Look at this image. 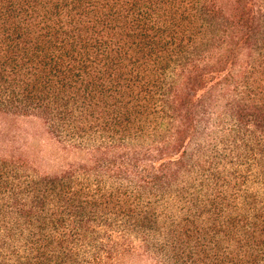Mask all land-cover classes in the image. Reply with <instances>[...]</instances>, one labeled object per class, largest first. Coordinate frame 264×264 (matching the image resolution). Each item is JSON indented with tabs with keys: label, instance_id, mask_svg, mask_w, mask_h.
Returning <instances> with one entry per match:
<instances>
[{
	"label": "trees",
	"instance_id": "obj_1",
	"mask_svg": "<svg viewBox=\"0 0 264 264\" xmlns=\"http://www.w3.org/2000/svg\"><path fill=\"white\" fill-rule=\"evenodd\" d=\"M0 118L84 158H0V264H264V0H0Z\"/></svg>",
	"mask_w": 264,
	"mask_h": 264
},
{
	"label": "rangeland",
	"instance_id": "obj_2",
	"mask_svg": "<svg viewBox=\"0 0 264 264\" xmlns=\"http://www.w3.org/2000/svg\"><path fill=\"white\" fill-rule=\"evenodd\" d=\"M53 138L32 118H0V158L18 157L41 175H55L84 157ZM117 264H160L136 249Z\"/></svg>",
	"mask_w": 264,
	"mask_h": 264
}]
</instances>
